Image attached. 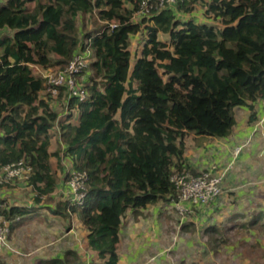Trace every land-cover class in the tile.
I'll use <instances>...</instances> for the list:
<instances>
[{
	"label": "trees",
	"instance_id": "16d2710c",
	"mask_svg": "<svg viewBox=\"0 0 264 264\" xmlns=\"http://www.w3.org/2000/svg\"><path fill=\"white\" fill-rule=\"evenodd\" d=\"M198 2L215 23L183 20L176 13L188 14ZM139 4L0 0V165L25 158L33 168L27 183L37 191L35 200L54 202L58 175L51 158L61 150L51 151V137L58 132L63 154L87 174L88 190L83 203L68 198L54 211L79 218L99 252L97 264L120 263L129 210L138 218L149 205L177 198L174 171L201 172L185 161L187 136H229L235 108L253 111L252 103L264 97V0H184L137 23ZM94 13L97 25L81 28L79 17ZM142 27L146 36L132 66V37ZM160 34H168L169 42ZM87 50L88 68L78 78L88 98L66 105V88L51 95L35 66L62 70ZM66 107L69 113L60 116ZM30 210L0 206L11 220V234ZM258 221L264 225V213L250 224ZM77 263V253L69 250L64 259L46 264Z\"/></svg>",
	"mask_w": 264,
	"mask_h": 264
},
{
	"label": "crops",
	"instance_id": "0c3cea01",
	"mask_svg": "<svg viewBox=\"0 0 264 264\" xmlns=\"http://www.w3.org/2000/svg\"><path fill=\"white\" fill-rule=\"evenodd\" d=\"M194 6L196 7L195 3H193V7ZM199 7L202 8V16L199 21L193 17H189L194 10L188 14L180 12L179 10H177L176 13H178V16L183 20L191 18L197 23H215L213 18L205 14V8H203L201 3ZM145 36L146 29L142 27L141 31L133 35L131 46L134 45V42L135 44L138 42L142 45ZM131 53V63L133 66L140 52L136 54L131 49ZM35 68L39 72L43 70L39 66H35ZM84 80H86V77ZM63 100L65 104L68 103L67 97L64 96ZM52 104L55 106L56 104L58 105L55 100H52ZM252 104L254 105L253 111L248 106H238L235 108L236 123L233 126L231 134L227 137L220 138L189 134L186 138V163L198 171L209 169L213 165H217V171H222L225 167L230 166L223 181L224 186L228 187L237 183L239 168L243 165L242 163L246 164L249 162L247 160L250 159L251 155L256 154L258 150L261 151L262 147H264V141H260L259 138L261 133L259 130L264 129V123L255 130L256 124L264 115V106L260 100ZM68 113L69 109L66 107L65 111L60 113V116L65 117ZM252 113L255 114L254 121H251ZM77 116V110L74 109L72 117L74 123H77ZM57 133L51 137V151L56 152L59 151V149L61 150L58 155L56 154L51 158L53 168L58 175V185L53 193L55 197L54 202L47 203L44 197H42L40 202H37L35 200L37 191L27 182H13L3 186L0 185V201L4 207L8 208L17 205L27 206L31 209L12 232L0 256L3 264H46L53 259H64L69 250L77 253V264H97L101 262L99 252L91 248L88 237L89 232L82 225L79 218L77 216L66 218L63 215L56 214L54 211L57 208L58 201L72 198V191L67 176L75 170L72 158L63 154L66 146ZM243 144L246 145L239 153H236V148ZM237 165L239 167H237ZM235 167L236 169L234 171ZM234 172L235 175H233ZM256 184H258V182ZM258 186H260V188L264 187V180L261 181ZM1 204L0 206H2ZM159 204H161L160 206L168 204L170 207H173L171 202L161 201L142 209L138 218L135 217L132 210L127 212L121 228L119 264H131L133 261L136 262V254H138V252L136 253V244L138 238L141 237L142 240L145 235H147V233L140 232L138 228L140 226L138 225L143 223L142 218L144 212L157 207ZM206 207L207 206L204 205L193 207L196 210V219L201 216L202 212L203 215L205 214V217L208 216L209 210L204 209ZM237 216L239 215H234L232 218Z\"/></svg>",
	"mask_w": 264,
	"mask_h": 264
},
{
	"label": "rangeland",
	"instance_id": "374dc122",
	"mask_svg": "<svg viewBox=\"0 0 264 264\" xmlns=\"http://www.w3.org/2000/svg\"><path fill=\"white\" fill-rule=\"evenodd\" d=\"M195 5L189 17L199 21L202 8L200 3ZM97 21L95 13L79 17L80 27L86 31L91 25L94 28ZM168 38V34H160L163 41L169 42ZM141 47L134 42L131 49L137 54ZM259 131L263 142L264 129ZM261 151L264 153V147ZM261 151L242 163L237 183L226 187L223 182L222 194L204 208L209 210L208 216L202 210L196 219L195 209L182 216L168 204L144 212L138 228L147 235L142 240L138 238L137 259L131 264H264V225L262 221L250 224L258 213H264V187L258 186L264 180ZM234 215L239 216L232 218Z\"/></svg>",
	"mask_w": 264,
	"mask_h": 264
},
{
	"label": "built area",
	"instance_id": "2783aa9c",
	"mask_svg": "<svg viewBox=\"0 0 264 264\" xmlns=\"http://www.w3.org/2000/svg\"><path fill=\"white\" fill-rule=\"evenodd\" d=\"M182 1L184 0H140L139 7L133 13V20L140 23L163 9L176 7ZM111 25L115 27L116 23L112 22ZM90 57V50L79 51L62 70H42L43 76L48 80L47 92L57 96L60 93V88L64 86L68 100L76 98L79 101H85L88 98V92L78 77L88 68ZM261 103L264 106V97L261 99ZM263 123L264 115L256 124L255 130ZM245 145L238 146L236 153H239ZM229 168L230 166H227L224 170L217 171V165H213L209 169L202 170L199 174L186 170L174 171L171 180L178 193L177 198L171 200V204L175 211L182 216H187L193 212L194 206H208L215 202L222 194L223 181ZM32 172L33 168L25 158L6 166L0 165V185L27 182ZM87 181L88 176L84 172L73 170L69 175L68 183L74 201L83 203L88 190ZM10 236L11 220L5 218L0 211V256ZM0 264H3L1 258Z\"/></svg>",
	"mask_w": 264,
	"mask_h": 264
}]
</instances>
